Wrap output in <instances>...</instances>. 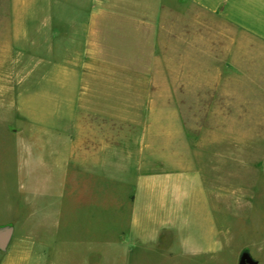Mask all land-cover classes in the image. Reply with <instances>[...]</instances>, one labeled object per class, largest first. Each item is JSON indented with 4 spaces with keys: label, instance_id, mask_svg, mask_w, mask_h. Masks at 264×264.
Segmentation results:
<instances>
[{
    "label": "rangeland",
    "instance_id": "1",
    "mask_svg": "<svg viewBox=\"0 0 264 264\" xmlns=\"http://www.w3.org/2000/svg\"><path fill=\"white\" fill-rule=\"evenodd\" d=\"M85 3L0 0V264H264V42L98 0L94 43Z\"/></svg>",
    "mask_w": 264,
    "mask_h": 264
},
{
    "label": "crops",
    "instance_id": "2",
    "mask_svg": "<svg viewBox=\"0 0 264 264\" xmlns=\"http://www.w3.org/2000/svg\"><path fill=\"white\" fill-rule=\"evenodd\" d=\"M87 3L83 4V16L89 17V22L68 24L69 31L89 33L84 35L86 41L98 42V32L101 27L98 24L97 17L99 14L98 0H83ZM202 10L216 14L220 20L243 31L252 37L264 42V0H184ZM67 25V24H66ZM65 24L62 22L58 27L62 28ZM61 30V29H60ZM65 30V29H64ZM63 31V30H62ZM93 161V159H91ZM90 160V161H91ZM90 163V162H89ZM79 167L74 168L75 174L82 173ZM97 166V165H96ZM90 170L92 165L89 164ZM153 190V189H152ZM154 191L152 193L154 194ZM137 193V192H136ZM135 194V193H134ZM154 195H152L153 197ZM151 199H155L154 197ZM143 200L142 194L139 192L132 197L133 208ZM165 198L162 196L159 202L148 204L153 210L158 204L164 203Z\"/></svg>",
    "mask_w": 264,
    "mask_h": 264
},
{
    "label": "water",
    "instance_id": "3",
    "mask_svg": "<svg viewBox=\"0 0 264 264\" xmlns=\"http://www.w3.org/2000/svg\"><path fill=\"white\" fill-rule=\"evenodd\" d=\"M13 229L11 227L0 228V250H5L8 246ZM239 264H258L248 252L242 253Z\"/></svg>",
    "mask_w": 264,
    "mask_h": 264
}]
</instances>
